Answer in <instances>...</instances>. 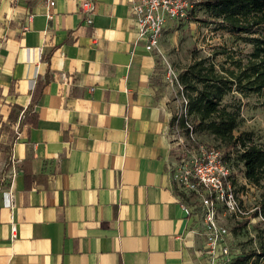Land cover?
<instances>
[{"label":"crops","instance_id":"obj_1","mask_svg":"<svg viewBox=\"0 0 264 264\" xmlns=\"http://www.w3.org/2000/svg\"><path fill=\"white\" fill-rule=\"evenodd\" d=\"M146 44L129 0H0V264H211Z\"/></svg>","mask_w":264,"mask_h":264},{"label":"rangeland","instance_id":"obj_2","mask_svg":"<svg viewBox=\"0 0 264 264\" xmlns=\"http://www.w3.org/2000/svg\"><path fill=\"white\" fill-rule=\"evenodd\" d=\"M201 1L194 3L187 17L170 20L154 48L159 56V71L165 83L164 90L172 118L171 134L176 149L175 155L179 164L186 161L189 154L199 145L218 147L222 159L230 167L229 181L233 185L235 196L241 209L245 211L242 215L230 213L223 205H217V219L229 231L228 244L231 254L226 263L232 256L254 253L246 264H264V226L251 219L254 217L252 212L260 200L262 190L244 180L242 163L236 151H226L224 143L208 131L192 130V133H189L184 122L183 100L188 98L189 91L178 79L179 73L199 58L212 60L217 69L221 66L233 69L234 61L245 62L253 50L249 37H264V26L260 32L250 34L231 31L220 19L208 13ZM222 103L226 104L228 109L237 111L239 123L233 133H249L253 141L264 145V93H243L233 88L223 96ZM186 119L190 122L187 113ZM194 202L200 206L197 199ZM242 221L244 224L235 231L234 226ZM226 258L217 260L222 263L221 260Z\"/></svg>","mask_w":264,"mask_h":264},{"label":"trees","instance_id":"obj_3","mask_svg":"<svg viewBox=\"0 0 264 264\" xmlns=\"http://www.w3.org/2000/svg\"><path fill=\"white\" fill-rule=\"evenodd\" d=\"M201 4L231 31L250 34L260 32L264 26V0H202ZM249 38L253 50L245 62L234 61L235 68L217 69L212 60L199 58L179 73L178 79L189 91L187 115L191 129L208 131L224 143L226 151L237 152L243 177L262 190L252 215L260 213L264 218V145L253 141L249 133L235 135L239 123L237 111L222 103L223 96L233 88L243 93H264V37ZM243 224L238 223L234 230ZM259 225H264V221H259ZM253 254L232 256L226 264H246Z\"/></svg>","mask_w":264,"mask_h":264},{"label":"built area","instance_id":"obj_4","mask_svg":"<svg viewBox=\"0 0 264 264\" xmlns=\"http://www.w3.org/2000/svg\"><path fill=\"white\" fill-rule=\"evenodd\" d=\"M198 0H129L131 11L140 36L147 41L146 48L152 49L158 43L164 30L167 19H181L188 15L194 3ZM55 0H48L53 5ZM97 0H79V9L87 24L92 22V15L96 10ZM51 15L47 13V17ZM32 15L29 14V19ZM24 30L27 26L23 27ZM184 100L185 124L192 133L191 125L186 119L187 99ZM22 118V115L20 116ZM17 129L19 126L17 125ZM19 131H17V135ZM9 159L14 162V155ZM12 177L16 169L12 165ZM230 167L222 159L218 147L213 145H199L189 154L188 159L177 163L176 180L179 184L195 195L202 211V234L205 238V253L209 256L211 264H225L229 260V231L221 224L216 215L217 205L221 204L227 211L235 214H245L235 196L232 183L229 181ZM7 203L13 205L12 194L8 193ZM256 208V207H255ZM254 222L264 221L258 213L251 217ZM264 226V225H261ZM221 260L222 263L217 260ZM227 260V261H226Z\"/></svg>","mask_w":264,"mask_h":264}]
</instances>
